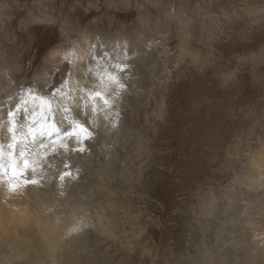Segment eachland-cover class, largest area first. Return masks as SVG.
<instances>
[{"label": "rangeland", "instance_id": "1", "mask_svg": "<svg viewBox=\"0 0 264 264\" xmlns=\"http://www.w3.org/2000/svg\"><path fill=\"white\" fill-rule=\"evenodd\" d=\"M0 69V101L64 82L75 96L97 71L126 85L118 118L98 107L92 128L90 107L79 115L95 133L86 153L54 156L84 212L78 255L59 264H244L251 248L234 236L253 244L264 201L249 184L264 146V0H0Z\"/></svg>", "mask_w": 264, "mask_h": 264}, {"label": "bare ground", "instance_id": "2", "mask_svg": "<svg viewBox=\"0 0 264 264\" xmlns=\"http://www.w3.org/2000/svg\"><path fill=\"white\" fill-rule=\"evenodd\" d=\"M89 39L90 37L81 39L84 41L82 45L80 44V47L78 46L79 51L77 50L76 54L84 56L86 52H89V48H91L90 46L93 43ZM58 54H60V52L56 49L53 51L52 56H58ZM79 67L78 69L81 70V66ZM0 72H2L1 69ZM1 81L0 78V95L5 88ZM12 100L0 101V145L5 146V151L6 145L11 142L10 135L6 131V126L9 123L8 114L10 112H15V122L20 126L27 124L31 112L35 110L34 105L28 100L23 101L20 97ZM56 122L63 133L68 125L58 115L56 117ZM98 122L99 120L97 118L95 123L97 124ZM54 138L55 134L51 138L37 137V140L47 143L49 139ZM72 144L73 143L69 142L70 150L67 151V153H74L70 148ZM54 156L55 155L50 154L49 157L42 162V167L37 168L36 175L37 178L41 180V186L22 185L17 189H13L10 187V182L6 177L0 178V264H18L19 261L20 264H59L58 255L62 254L64 251H71V255H75V257L76 254L78 255L79 247L77 245L80 243H76L77 232L70 230L81 225L79 218L80 215L84 213L82 210L83 204L81 198L73 196L74 193H72L71 181L66 180L63 189L59 187L60 182L58 180V174L61 170H58L57 164L54 168L53 160L56 158ZM253 163L255 165L252 169L255 168L256 174L249 177V184H251V187H254L255 190H260L264 187V146H262L257 156H254ZM260 170H263V173ZM41 174L43 175L41 176ZM27 176L31 179V172H28ZM60 191H64L65 194L61 196ZM259 199L261 198L259 197ZM262 200L264 199H261V201ZM253 206V209L259 207L258 209L262 211L261 214L256 212V218L253 220V222H255V230H253L251 235L253 244L247 241L248 236L237 235L234 236V238L237 246L243 249L246 247L253 249L254 246L255 250L262 249L264 251V234L258 231L260 228L264 229V225L261 227V224L264 223V201L261 202L259 206ZM251 208L252 207H250V209ZM250 218L251 215L245 219L249 222ZM66 237H68V239ZM37 240L38 243L36 242ZM251 249H248L247 252L244 251V264H253L258 259H256L257 252L254 250L255 253H253ZM72 259L76 261V264L80 262V257H72ZM227 260L224 259L221 263L226 264L227 262L224 261Z\"/></svg>", "mask_w": 264, "mask_h": 264}, {"label": "snow or ice", "instance_id": "3", "mask_svg": "<svg viewBox=\"0 0 264 264\" xmlns=\"http://www.w3.org/2000/svg\"><path fill=\"white\" fill-rule=\"evenodd\" d=\"M64 60L68 61V56H65ZM117 67L123 72L129 65L118 64ZM96 75L100 83L92 87L85 84L75 96L64 91L67 82L59 88H54L50 94H33L31 88L26 90L27 99L34 105L35 110L31 112L27 124L20 126L15 122L16 113L10 112L6 131L10 135L11 142L6 145V151L5 146L0 145V178L6 177L10 182V187L17 189L22 185L41 186V180L36 175L37 168L42 167V162L50 154L69 151L70 141H75V147H72L71 151L86 153L89 150L87 141L95 136L92 128L96 127L98 107L105 113V120L109 118V115L119 117V112L115 109L122 91H126V85L121 82L120 76L115 72L97 71ZM42 87L44 85H38V88ZM98 101L101 102L99 105ZM89 107L92 128L79 119L82 110ZM57 112H60L64 122L68 124V128L63 133L53 119ZM115 118L112 121L113 127L117 124ZM54 134L55 138L49 139L47 143L37 140V137L51 138ZM75 171L78 174L80 170L77 168ZM28 172L32 174L31 179L27 176ZM68 178L76 180L78 176L73 175L70 165L66 163L64 170L58 174L61 189L64 188V183ZM64 194V191H60L61 196ZM70 231L80 232L83 228L77 226Z\"/></svg>", "mask_w": 264, "mask_h": 264}]
</instances>
